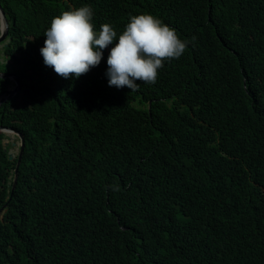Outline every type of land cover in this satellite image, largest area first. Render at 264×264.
Listing matches in <instances>:
<instances>
[{"label": "trees", "instance_id": "trees-1", "mask_svg": "<svg viewBox=\"0 0 264 264\" xmlns=\"http://www.w3.org/2000/svg\"><path fill=\"white\" fill-rule=\"evenodd\" d=\"M1 2L23 88L0 124L26 145L14 183L0 132V264H264V0ZM84 4L97 30L147 12L189 43L135 91L108 86L111 46L62 78L44 32Z\"/></svg>", "mask_w": 264, "mask_h": 264}, {"label": "clouds", "instance_id": "clouds-1", "mask_svg": "<svg viewBox=\"0 0 264 264\" xmlns=\"http://www.w3.org/2000/svg\"><path fill=\"white\" fill-rule=\"evenodd\" d=\"M0 3L2 5L1 0ZM93 16L94 12L91 6L87 4L80 7H71L53 17L50 27L44 32L46 39L44 41V46L40 49V54L43 57L45 66L51 67L54 72L62 78H79L82 74L88 73L93 67L100 64L104 49L111 46L107 58L108 67L105 73L108 78V86L118 89L127 87L130 91H135L139 88V83H137V81L147 84L156 83L158 79V69L163 68L165 61L178 59L185 52L189 43L187 40H182L174 28L151 13L145 12L138 15H131L123 31L120 32L119 35L115 26L110 23L101 24L99 30H97L95 28ZM5 17L7 18L6 13ZM7 20L9 21L8 18ZM4 24L5 20L0 9V36L3 35ZM194 40L195 37H193V41ZM10 42L9 21V34L4 41H0V56H5L7 61H0V63L8 64L10 68H0V74L16 73L20 78V75L14 69L12 60L5 54V48ZM241 71L242 69L235 68L231 72L239 74ZM0 78L4 80L6 88L0 95V97H2L8 89L12 90L16 87V81L1 76ZM244 83L245 86L248 87L249 82L247 78L244 79ZM10 84L13 86L9 87ZM22 88L23 85L21 89ZM147 102L151 103L150 100ZM2 126L10 130L0 132L6 134L3 138V144L6 150H8V155L9 153H13L14 159L12 160L17 161L14 171L15 183L16 168L22 145L20 135L23 134L16 128ZM11 132L13 135L10 134ZM16 137L18 140L15 141L14 139ZM23 137L25 139L24 135ZM254 141L255 140H253L252 143ZM12 142H17L18 145L13 146ZM238 144L245 148L247 147L248 141L240 139ZM9 145L12 148H17V152L10 151ZM228 160L235 162V167L239 172L245 170L237 159L231 158ZM14 188L15 185L12 189ZM244 190L245 189H238L237 193ZM4 212L5 210L2 208L0 212L1 218H3ZM246 219L247 218L244 217V221Z\"/></svg>", "mask_w": 264, "mask_h": 264}, {"label": "water", "instance_id": "water-1", "mask_svg": "<svg viewBox=\"0 0 264 264\" xmlns=\"http://www.w3.org/2000/svg\"><path fill=\"white\" fill-rule=\"evenodd\" d=\"M0 9H1V13L4 17V20H5V24H4V28H3V35L0 36V41H4L8 34H9V21L7 20V18L5 17V12L3 11V8H2V5L0 3ZM1 77H4V78H10V79H13L14 81H16V87L12 90L8 89L5 94L0 97V106L3 102L7 101L9 98L13 97L14 95H16L22 85H21V80L20 78L18 77V75L16 73H7V74H0ZM0 131H10L6 128H4L2 125H0ZM21 136V139H22V145H21V148H20V155H19V159H18V165H17V168H16V178H15V183L17 182V176H18V168H19V165H20V162H21V159H22V155H23V152H24V149H25V139L23 137V135H20ZM8 143V142H6ZM12 145L13 146H17L18 143L17 142H12ZM9 159L12 160L14 159V155L13 153H9Z\"/></svg>", "mask_w": 264, "mask_h": 264}, {"label": "rangeland", "instance_id": "rangeland-1", "mask_svg": "<svg viewBox=\"0 0 264 264\" xmlns=\"http://www.w3.org/2000/svg\"><path fill=\"white\" fill-rule=\"evenodd\" d=\"M0 61L4 62V61H7V60H6L5 56H2V55H1V56H0ZM0 68H5V69H7V68H10V67H9L8 64L0 63ZM11 86H13V85L10 84L9 87H11ZM12 139H13V138H12ZM14 140L16 141V140H18V138L16 137ZM10 141H11V137H10ZM9 147H10V148H9L10 151L17 152V148H12L10 145H9Z\"/></svg>", "mask_w": 264, "mask_h": 264}, {"label": "bare ground", "instance_id": "bare-ground-1", "mask_svg": "<svg viewBox=\"0 0 264 264\" xmlns=\"http://www.w3.org/2000/svg\"><path fill=\"white\" fill-rule=\"evenodd\" d=\"M7 133H9V132H7ZM10 134H12L13 135V133L11 132Z\"/></svg>", "mask_w": 264, "mask_h": 264}]
</instances>
